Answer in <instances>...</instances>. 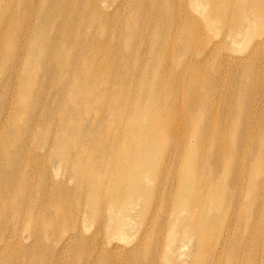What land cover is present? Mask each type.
Listing matches in <instances>:
<instances>
[{
  "label": "bare ground",
  "instance_id": "obj_1",
  "mask_svg": "<svg viewBox=\"0 0 264 264\" xmlns=\"http://www.w3.org/2000/svg\"><path fill=\"white\" fill-rule=\"evenodd\" d=\"M14 1L5 0L4 6L0 9V23L3 27V31L0 32V60L5 58L13 66H10V75L3 81L2 86L12 92L15 90L16 104L10 122V117H5L0 123L1 142L4 137L9 138L11 126L16 125L30 109L36 80L33 50L30 49L27 53L21 50L5 52L2 46L5 38H20L19 35L24 32L23 24L26 23L27 15L22 13L18 6L15 7ZM192 1L196 6L197 0ZM22 5L27 7L29 2L25 0L20 6ZM212 5L216 17L211 25H229L227 30H216L215 35L225 33L232 39L238 38L237 35L245 39L251 36L261 38L264 35V0H255L247 6L245 0H220ZM9 10L12 14L6 17L4 13ZM29 11L37 20V24L31 30V38L34 39L32 40L43 38L45 27L49 23L52 24V33L55 31L56 39L55 44L47 47L46 55L53 69L42 85L41 90L45 92L37 100L36 108L37 110L40 108L43 96L52 82L61 83L67 94L66 101L60 107L56 104L50 109L51 116L47 112L37 114L30 124L31 131L43 119L59 123L64 115H69L67 101L73 103L75 108H79V104L82 105L83 111H77L78 116L82 113L86 116L95 111L101 114V121L98 126L90 127L86 133L73 131L71 143L68 141L70 134L65 132L64 126L60 124V131L55 136L50 150L60 163L58 170L63 171V176H66L65 169L60 168L62 166L69 169L71 175H74L72 178L78 179L79 185L76 192L69 196L68 213H63L61 203L54 202L55 223L51 218L43 217L42 212H36L38 202L29 199L30 184L25 179L18 178L16 167H13L11 173L6 176L1 173L0 239H4L8 233L9 238L0 253V263L32 264L35 261L34 253L29 252L23 257L21 251L15 247L21 246L22 238L18 234L20 231L17 230L19 227L30 228L28 237L38 242L39 251L42 248L40 233L55 229L62 216L66 217L67 221L62 224L61 229L66 236L73 231L80 232L87 219H94L103 226L106 225L105 220L108 218L109 229L120 232L127 218L132 219L128 217L127 208L140 206L144 215L154 203V214L169 212L175 225L183 226L188 236L196 238L195 245L188 254L192 264H202L208 260L211 264H216V261L223 259L224 256L227 257L226 264H236L232 257L240 259V264H264V165H261L263 164L261 150L264 143L258 141V152L254 158L247 156L250 163L247 161L245 164V156L242 164L237 166L234 163V160L236 161L234 148L231 146L227 153L222 147L224 135H221L209 142L210 145L212 143L217 145V153L212 156L199 154L197 160L196 152L200 147L201 130L198 131L195 129L196 125H192L195 130L191 129L189 136L186 132L179 131L182 126L187 131L186 124L193 122L197 124V120L188 115L185 117L186 121L181 120L179 125L176 124V129H169L171 132L168 133V125L162 116L169 108L167 98L172 99L173 94L169 93L165 97V94L161 93L164 83L160 87V83L156 80L153 83L149 75L143 73L134 75L130 68L132 56L122 53L120 43L108 48L105 44L95 46L91 42L85 44L77 42L75 37L78 30L74 27L65 33L62 32L63 34L60 33L58 22H68L72 18L68 8L61 14L55 9L35 12L30 8ZM164 13L166 12L160 15L157 10L151 19H147L156 26L159 38H162V33L158 25L162 23L164 16H161ZM206 15L209 16L208 13ZM206 20L209 24L210 19ZM237 29L240 31L235 33ZM30 44L32 47L34 43ZM260 50L264 51V39L256 43V51L253 54H261ZM167 72L168 70H165V76ZM246 77L248 85L255 81L252 74ZM191 85L192 88L196 86L201 88V84ZM196 99L192 105L188 100L186 102L192 111L201 110L202 100L206 104L212 103L209 97H204L201 93L196 95ZM232 112L241 114L243 110L236 109ZM244 113L247 145L251 142L249 140L253 130L258 131L259 137L264 136V117L260 118V114H256L253 107L246 108ZM222 124L228 126L229 118ZM208 136L205 134V137ZM193 140L195 144L192 143ZM256 141L254 140V143H257ZM7 145L4 141L0 151L4 152ZM253 147L255 153L256 147L254 145ZM30 154L28 151L27 155ZM210 162L214 167L207 170L208 174L205 175V169ZM1 165H4V162L0 158L2 170ZM59 171L56 172L61 176ZM45 174L48 177L46 170ZM230 174L235 177L232 182L234 192L229 189V181L225 184ZM155 179L158 183L154 187L150 183ZM224 184L228 185V188ZM224 206H227L225 212ZM211 207L218 211L217 215H207L206 211ZM74 213L77 215L75 223L72 224ZM225 225L228 232L223 235ZM241 225L245 228L246 235H242L239 241L237 234L242 228ZM6 230L9 231L5 232ZM75 237L81 239L78 234ZM67 239L72 238L68 236ZM12 240H16L17 244L12 243ZM139 250L132 258L133 261L142 264L143 253L140 248ZM6 253L11 257L4 258Z\"/></svg>",
  "mask_w": 264,
  "mask_h": 264
},
{
  "label": "rangeland",
  "instance_id": "obj_2",
  "mask_svg": "<svg viewBox=\"0 0 264 264\" xmlns=\"http://www.w3.org/2000/svg\"><path fill=\"white\" fill-rule=\"evenodd\" d=\"M24 1H14L15 7L18 6L17 8L27 15L26 23L23 24L24 32L19 35L20 38H5L2 46L5 52L21 50L27 53L30 49L33 50L32 59L34 68H36V80L31 95L30 109L25 113L26 115H23L24 118L21 117L20 121H17L16 125L11 126L8 123L11 126L9 138L4 137L5 139L0 141V147L3 146L4 141H6V145L8 144L4 152L0 151L1 161L4 162V165H1L0 176L1 173L6 176L11 173L13 167H16L18 178L21 177L30 184L29 199H35V202H38V205L36 203L37 213L42 212L43 217L51 218L55 223L54 207L56 204L54 202L61 203L63 213H68L69 196L76 192L79 185L78 179L72 178L74 175H71L72 172L69 169L62 166L60 168L61 170L65 169L66 176H63V171L58 170L60 163L50 150L55 136L60 131V124L64 126L63 130L70 134L68 141L71 143L73 131L86 133L90 127L98 126L101 114L94 111V114L85 116L82 113L78 116L77 111H83L82 105L79 104L80 107L75 108L73 103L67 101L66 107L70 110L69 115H64L61 120L59 119V123L55 120L43 119L31 131L30 124L37 114L42 115L47 112L50 115V109H53L56 104L60 107L66 101L67 94L62 89L61 83L56 81L54 84L52 82L49 84V88L45 89L47 93L43 96L44 100L40 104V108L38 110L36 108L37 100L45 92L41 90L42 85L53 69L46 55L47 47L55 44L56 39L54 29V34L52 33V24L49 23L45 27L44 37L33 41L31 30L37 24V20L31 13L32 10L29 11L30 8L35 12L55 9L59 11V14L68 8L72 18L68 22L66 21L67 23L59 21L58 26L61 32H58L65 33L74 27L75 30H78L75 37L77 42L81 41L84 44L91 42L95 46L105 44L108 48H113L120 43L122 53L132 56L130 68L134 75L142 73L149 75L153 83L156 81L160 83V87L164 83L165 86L161 93L165 94V97L169 93L173 94L172 99L167 98L166 103L169 104V108L162 116L168 125V133L171 132L170 130L176 129V124L179 125L186 116L192 115L198 123L186 124L187 131L183 126L179 128V131L182 130L189 136L191 129L201 130L199 132L200 147L196 152L197 160H199V154L212 156L217 153V145L215 143L210 145L209 142L221 135H224L223 149L229 153L230 148H234L235 165H241L245 156V164L247 161L250 163V160L247 159L248 155L251 158L256 156L258 141L264 143V136L259 137L258 131L253 130L251 140H249L251 142L246 145L244 111L246 108L253 107L255 113L260 114V118L264 117V51L260 50L261 54L258 55L253 54L256 51V43L261 42L264 35L261 38L251 36L246 39L241 35H237L238 38L234 39L229 38L225 33L215 35L216 30L229 28V25H211L216 17L212 3H217L220 0H197L196 6L192 0H27L29 6H20ZM253 1L255 0H245L246 6ZM4 4L5 0H0V9ZM157 10L160 15L166 12L161 16H164L161 20L162 23L158 25L162 38H159L156 26L147 20L151 19ZM207 13L209 16L206 15ZM11 14V10L4 13L6 17H10ZM206 19H210L209 24ZM1 31H3V27L0 23ZM239 31L240 29H237L235 33ZM31 42L34 43L32 47ZM10 66V61L7 59L0 60V123L5 117H10V122L16 110L15 90L12 92L2 86L3 81L10 75ZM165 70H168L166 76L164 75ZM251 74L254 75L255 81L248 85L246 76H251ZM191 84H201V88L199 86L192 88ZM199 93L204 97H209L212 103L206 104L202 100L201 110L192 111L186 102L188 100L192 105L197 100L196 95ZM172 107L173 109H171ZM236 109L243 110V112L241 114L232 112ZM228 118L229 125L224 126L222 122ZM192 125H196L195 129L192 128ZM210 126L212 128L209 129ZM205 134L209 136L205 137ZM36 139L38 140L36 141ZM254 140H257V143H254ZM192 143L195 144L194 140ZM253 145L256 147L255 153ZM262 150L260 153L263 164L261 165H264V148ZM28 151L31 153L29 156L27 155ZM213 167L214 164L210 162L205 169V175ZM56 171L62 175H58ZM53 174L59 177L56 178ZM234 179V175L230 174L225 181V184L229 181V189L232 192H234L232 187ZM157 183L155 179L150 184L155 187ZM225 186L228 188V185ZM224 207L223 212L227 209V206ZM126 210L128 217L132 219L127 218L123 223L125 226L120 232L109 229L108 218L105 220L106 225L103 226L94 219H87L80 232H71L72 235L68 236L69 238L71 236L72 239H67V234L65 235L61 230L62 224L67 222L66 217L62 216L58 221L59 225L57 222L55 229L52 228L53 231L47 230L40 233L41 250L37 249L38 242L29 239L30 228L28 227L17 229L20 231L18 234L22 241L20 242L21 246L15 247L21 251L23 257L29 252L34 253L35 261L32 264H141L133 261L132 258L138 254L139 248L143 253L142 264H192L188 254L195 245L196 238L192 235L188 236L187 230L183 226L175 225L172 214L169 212L154 214V203L144 215L140 206ZM206 213L208 216H214L218 214V211L211 207L207 209ZM72 215L71 223L74 224L77 214ZM241 227L237 234L239 241L246 231L242 225ZM227 232L225 225L222 233L226 235ZM8 234L4 239H0V253L9 238ZM77 234L81 239L78 240L75 237ZM66 240L67 242H65ZM234 240L236 241V239ZM13 242L15 245L17 244L16 240H12ZM127 255L130 256L127 257ZM8 257L11 256H7L6 253L4 258ZM232 261L240 264L238 258L232 257ZM226 263L227 257L225 256L216 261V264ZM202 264L211 263L208 260Z\"/></svg>",
  "mask_w": 264,
  "mask_h": 264
}]
</instances>
